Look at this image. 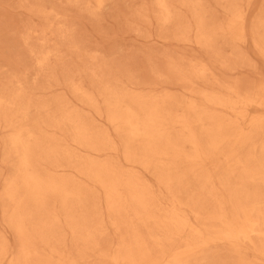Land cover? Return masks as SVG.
<instances>
[{
	"label": "bare ground",
	"instance_id": "bare-ground-1",
	"mask_svg": "<svg viewBox=\"0 0 264 264\" xmlns=\"http://www.w3.org/2000/svg\"><path fill=\"white\" fill-rule=\"evenodd\" d=\"M16 1L0 264H264V0Z\"/></svg>",
	"mask_w": 264,
	"mask_h": 264
},
{
	"label": "rangeland",
	"instance_id": "rangeland-1",
	"mask_svg": "<svg viewBox=\"0 0 264 264\" xmlns=\"http://www.w3.org/2000/svg\"><path fill=\"white\" fill-rule=\"evenodd\" d=\"M28 21V16L20 13L16 0H0V50H12L14 60L21 58L23 60V52L21 46L18 45V31L20 26ZM109 32L115 31L118 27H107ZM7 47H13L11 49ZM138 47L123 48L121 52L127 53ZM116 55V54H115ZM114 55V56H115ZM25 61V60H24ZM8 66L1 67L0 72L6 73ZM1 217V215H0ZM0 220V228H1ZM13 242V239H12Z\"/></svg>",
	"mask_w": 264,
	"mask_h": 264
}]
</instances>
